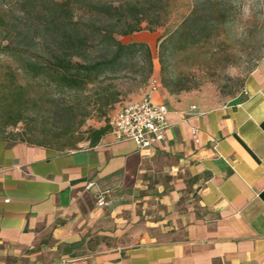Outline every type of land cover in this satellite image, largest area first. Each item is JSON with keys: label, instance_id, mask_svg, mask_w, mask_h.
<instances>
[{"label": "crops", "instance_id": "1", "mask_svg": "<svg viewBox=\"0 0 264 264\" xmlns=\"http://www.w3.org/2000/svg\"><path fill=\"white\" fill-rule=\"evenodd\" d=\"M152 100L169 128L148 152L111 134L64 152L0 139L3 260L264 264V56L231 104L162 86ZM97 189L111 192L104 208Z\"/></svg>", "mask_w": 264, "mask_h": 264}, {"label": "rangeland", "instance_id": "2", "mask_svg": "<svg viewBox=\"0 0 264 264\" xmlns=\"http://www.w3.org/2000/svg\"><path fill=\"white\" fill-rule=\"evenodd\" d=\"M60 2L71 4L76 18L92 23H102L105 18L91 14L85 4H137L146 8L151 16L143 23L144 30L118 36V40L123 44L146 43L152 52L151 77L159 87L164 82L171 95L186 96L203 109L235 102L246 77L264 56V0H0V14L9 23L8 29L16 32V48L36 53L35 40L44 38L45 14ZM148 22L154 31L149 30ZM4 36L0 30V40ZM138 60L136 69L109 80L120 93V102L108 110L106 119L98 107L100 87L73 93L42 82L33 84L12 62L19 73L18 81L30 84L29 92L39 101L29 106L26 122L7 128L6 135L26 133L27 140L62 152L88 147L85 132L104 126L121 107L140 100L148 91L150 79L144 81L146 68L142 59ZM4 61L9 59L0 56V63ZM40 84L42 89L38 88ZM68 106L76 108L75 116L68 112ZM83 117L78 135L55 138L71 120ZM0 264L13 262L0 256Z\"/></svg>", "mask_w": 264, "mask_h": 264}, {"label": "trees", "instance_id": "3", "mask_svg": "<svg viewBox=\"0 0 264 264\" xmlns=\"http://www.w3.org/2000/svg\"><path fill=\"white\" fill-rule=\"evenodd\" d=\"M85 5L90 8L91 14L102 16L105 21L84 22L76 18L71 4H53L45 14L47 19L43 25L44 38L35 40L37 46L33 55L16 48V32L8 29L9 23L4 15L0 14V30L5 33L0 40V56L9 59L0 63V139L53 149L43 143L27 140L26 133H5L9 127L25 123L29 106L39 101L29 92L32 89L30 84L24 85L18 81L19 73L11 66L12 62L22 70L24 76L34 81L33 84L42 82L57 90L73 93H79L88 87H100V93L97 95L98 107L104 119L108 110L120 102V93L109 80L112 82L113 77L119 78L130 71V68L136 69L140 58L146 68L144 81L152 79L153 62L149 46L140 42L123 44L117 38L144 30L142 25L149 20L150 11L137 4ZM150 24L148 22V26ZM150 28L149 30L154 31L152 24ZM42 86L40 84L38 88L42 89ZM161 86L168 89L164 82ZM75 111L74 106H68V112L73 116ZM75 119L61 128L60 134L55 138L78 135L85 117L80 121ZM111 119H107L104 126L85 132L90 147L96 146L111 133ZM72 150L75 149L68 151Z\"/></svg>", "mask_w": 264, "mask_h": 264}, {"label": "built area", "instance_id": "4", "mask_svg": "<svg viewBox=\"0 0 264 264\" xmlns=\"http://www.w3.org/2000/svg\"><path fill=\"white\" fill-rule=\"evenodd\" d=\"M156 79L150 80L148 92L138 101L130 102L116 113L111 120V135L115 143H134L140 151H150L162 143L169 128V110L164 104L152 100V94L159 89ZM196 135V131H193ZM198 143V140H196ZM89 184L88 188H93ZM95 200L99 208L106 207L111 200V192L97 189Z\"/></svg>", "mask_w": 264, "mask_h": 264}]
</instances>
